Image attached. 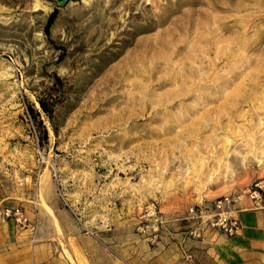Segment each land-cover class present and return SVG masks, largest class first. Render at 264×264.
Instances as JSON below:
<instances>
[{
    "label": "rangeland",
    "instance_id": "obj_1",
    "mask_svg": "<svg viewBox=\"0 0 264 264\" xmlns=\"http://www.w3.org/2000/svg\"><path fill=\"white\" fill-rule=\"evenodd\" d=\"M260 179L264 0H0L16 245L63 264H230L232 237L205 220L224 196L264 208L246 192Z\"/></svg>",
    "mask_w": 264,
    "mask_h": 264
},
{
    "label": "crops",
    "instance_id": "obj_2",
    "mask_svg": "<svg viewBox=\"0 0 264 264\" xmlns=\"http://www.w3.org/2000/svg\"><path fill=\"white\" fill-rule=\"evenodd\" d=\"M236 216L241 228L230 239L232 247L229 252L235 259L228 260L229 263L264 264V208H240ZM17 238L11 219L0 223V264H63L53 255L48 245H16ZM171 264L188 263L176 259Z\"/></svg>",
    "mask_w": 264,
    "mask_h": 264
},
{
    "label": "built area",
    "instance_id": "obj_3",
    "mask_svg": "<svg viewBox=\"0 0 264 264\" xmlns=\"http://www.w3.org/2000/svg\"><path fill=\"white\" fill-rule=\"evenodd\" d=\"M246 192L249 196L255 199L261 207H264V179L258 180L254 183L252 188H248ZM238 197L224 196L214 203V211L209 218L205 220L207 225L221 234L232 237L236 235L241 228V223L235 214L234 203ZM7 219L13 220L17 225H25L27 218L24 216L23 211L18 206H5L0 205V222ZM193 234L200 236L199 228L193 231ZM186 259L192 257L191 254L184 253Z\"/></svg>",
    "mask_w": 264,
    "mask_h": 264
},
{
    "label": "trees",
    "instance_id": "obj_4",
    "mask_svg": "<svg viewBox=\"0 0 264 264\" xmlns=\"http://www.w3.org/2000/svg\"><path fill=\"white\" fill-rule=\"evenodd\" d=\"M52 22V15L50 16L49 20H48V24H51Z\"/></svg>",
    "mask_w": 264,
    "mask_h": 264
}]
</instances>
